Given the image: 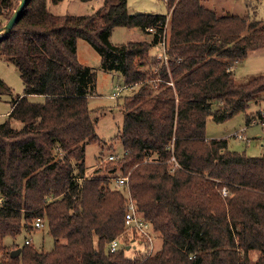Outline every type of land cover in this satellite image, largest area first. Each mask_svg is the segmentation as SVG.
Returning <instances> with one entry per match:
<instances>
[{"label":"trees","instance_id":"trees-1","mask_svg":"<svg viewBox=\"0 0 264 264\" xmlns=\"http://www.w3.org/2000/svg\"><path fill=\"white\" fill-rule=\"evenodd\" d=\"M165 2L163 14L130 12L119 0L97 23L103 6L58 14L47 0H26L0 37V59L23 83L0 121V264H264V154L204 135L208 117L221 122L245 112L249 124L247 110L264 100V73L238 81L233 71L264 47V20L220 15L202 0ZM17 4L0 0V27ZM117 26L150 38L113 43ZM78 38L97 51L99 68L121 74L120 86L137 85L121 103L123 151L105 165L127 177L123 188L111 187L110 175L85 174V147L99 141L87 101L96 70L79 61ZM2 95L12 88L0 77ZM125 190L152 226L150 252L137 231L124 228ZM36 218L52 249L14 243L20 251L11 257L3 238L38 228ZM114 238L120 244L110 251Z\"/></svg>","mask_w":264,"mask_h":264},{"label":"rangeland","instance_id":"rangeland-1","mask_svg":"<svg viewBox=\"0 0 264 264\" xmlns=\"http://www.w3.org/2000/svg\"><path fill=\"white\" fill-rule=\"evenodd\" d=\"M14 1L19 2V0ZM100 1L60 0L54 3L52 0H47V7L50 11L58 10L59 14H84L93 12L94 10L91 11L92 6H98L97 4ZM202 3L220 15L232 14L248 16L250 19L255 20H264V0H202ZM127 6L130 12L166 14L168 11L165 0H128ZM1 20H3L2 16H0ZM109 38L113 43H122L128 40L147 39L150 38V34H146L136 27L117 26L112 29ZM157 46H153L152 51L156 52L158 48L157 53L161 55L162 47ZM77 55L82 64L95 67L96 70V91L88 96L87 101L96 124L95 132L99 137V141L90 142L85 147V174L87 176L110 175L112 176L110 186L115 187L114 179L116 175L119 176L120 171L116 170L114 173H108L105 165L108 161H111L107 158L109 154H114L115 160L123 151L122 144L117 138L118 130L121 128L123 121L121 103L124 96L132 94L137 89V85L124 87L119 93V97L114 98L111 95L115 90L114 88L124 83L121 74L99 68V54L90 43L82 38L77 40ZM260 73H264V47L249 51L242 62L238 64L234 75L238 81H243ZM0 77L12 88V96H0V121H2L7 117L10 110L12 97L23 92V83L15 66L3 59H0ZM28 98L34 101L43 99L41 95L37 94H31ZM247 113L251 118L249 124L245 122V112H238L221 122H215L211 117H208L205 123L204 135L208 139L225 138L227 146L231 150L250 156L263 155L264 100H260L258 104H252ZM11 124L14 127H20L21 125L18 120H12ZM237 134L242 135V138H239ZM97 168L100 170L95 172ZM25 239H29L35 249L48 251L53 247V239L44 223L43 226L32 228L29 231L22 228L14 237L5 236L3 242L8 249H13L14 243L22 245ZM153 244H155V241ZM133 245L138 250L144 249L143 246L138 244L134 243ZM255 255V251H251V256L255 257Z\"/></svg>","mask_w":264,"mask_h":264},{"label":"built area","instance_id":"built-area-1","mask_svg":"<svg viewBox=\"0 0 264 264\" xmlns=\"http://www.w3.org/2000/svg\"><path fill=\"white\" fill-rule=\"evenodd\" d=\"M124 88V86L115 87L114 91L112 92V96L115 97L119 95L121 90ZM239 138H242V135L237 134ZM108 160H114V154L108 155ZM126 176L119 175L117 176L115 180V185L117 187L123 188L126 184ZM125 199H126V207H125V213H124V228L126 231H137V233L143 238L144 242L147 245V251L150 252L153 248V242H154V231L152 229V226L148 220H146L140 212L137 210L136 204L129 192V190H125ZM1 201V197H0ZM43 226V220L40 218H36L34 221V227H41ZM25 243L30 242L29 239L24 240ZM120 241L118 238L112 239L108 244V249L110 251H114L119 247Z\"/></svg>","mask_w":264,"mask_h":264},{"label":"water","instance_id":"water-1","mask_svg":"<svg viewBox=\"0 0 264 264\" xmlns=\"http://www.w3.org/2000/svg\"><path fill=\"white\" fill-rule=\"evenodd\" d=\"M26 0H19L17 6L15 7L14 11L11 13L9 18L6 20V22L0 27V37L7 33L15 24V22L20 17V14L23 10V7L25 5ZM20 248H15L10 251V256L15 257L19 254Z\"/></svg>","mask_w":264,"mask_h":264},{"label":"crops","instance_id":"crops-1","mask_svg":"<svg viewBox=\"0 0 264 264\" xmlns=\"http://www.w3.org/2000/svg\"><path fill=\"white\" fill-rule=\"evenodd\" d=\"M89 1H91V0H89ZM117 1H119V0H108V2L104 5V0H101V1L99 2V3H101V4L98 3V4H97L98 6H92L91 11L103 6V9L101 10V13H100V14L97 16V18H96V22H97V23H100V22L102 21L103 16L107 13V11L110 9V7H111L112 5H114ZM127 4H128V0H127ZM52 5H53V3H52ZM128 10H129V7H128ZM129 11H130V10H129ZM52 12H53V13H58V14H59L58 10H52ZM126 28H127V27H126ZM132 28H135V27H132ZM157 47H159V46H157ZM159 48H160V47H159ZM157 50H158V48H157ZM157 50H156V52H157ZM251 51H252V50H251ZM77 56H78V55H77ZM240 62H242V61H240ZM240 62H236V63L234 64V66H233V71H234V73H235V69L238 67V64H239Z\"/></svg>","mask_w":264,"mask_h":264}]
</instances>
